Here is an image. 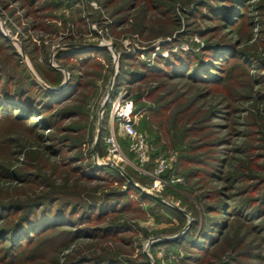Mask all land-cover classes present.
Instances as JSON below:
<instances>
[{
	"label": "rangeland",
	"instance_id": "obj_1",
	"mask_svg": "<svg viewBox=\"0 0 264 264\" xmlns=\"http://www.w3.org/2000/svg\"><path fill=\"white\" fill-rule=\"evenodd\" d=\"M130 1L39 0L35 7L45 5V8L39 12L30 13L27 11L28 6L22 7L21 0H0V34L5 38V40L0 38V68L4 67V70L0 71V79L4 81L1 87L8 88L10 86L12 89L17 82L23 79L21 78L23 75L18 73L21 70L20 65H23L41 87L55 92L60 91L68 86L71 78L68 66L76 65L77 69L79 67V60L71 58L69 62H66V59H63L64 56L70 51H87L98 48L107 50L106 54L94 53L92 56L94 60L78 70L83 84L78 95L69 102V107H75L77 114L74 118L63 121L59 126L57 124V127L45 130V133L52 139L39 141L37 138L39 130L31 128L37 118L21 122L7 115L3 117L0 123V164H10V167L14 169L24 172L31 170L35 174H40L49 171L45 167L47 164L60 165V163L69 161L71 156L80 153L86 159L83 163L91 162L95 168L100 169L103 166L116 168L125 181L141 189L145 194L160 199L166 206L176 208L184 214L185 220L182 221L169 213H166L165 216H155L149 209V206L154 207L153 204L142 201L141 204L136 203L137 206H140L134 209L135 211L128 210L119 215V218L128 220L132 225V232L123 234L125 238L123 240L110 241L111 239H109L108 244H113L116 249L121 247L128 253L133 248L134 251L129 258L134 260L139 259L138 255L142 252L147 256L149 264H158V262L160 264H179L174 259L190 253L185 248L186 243L175 246L162 244L154 251L151 250V246L186 235L192 222L201 218L200 205L198 206L200 208L199 215L195 216L193 210H190V204L186 203L185 199L192 200L196 204L197 200L194 197L198 194L196 190L198 188L202 190L205 183L201 182L203 177L191 178L186 175V171L192 167L190 166L192 164H182L181 167H178L182 150L179 148V144H176L178 140L173 137L172 132L165 135V139L160 142L159 146L155 144L153 147L155 136L146 126L142 125L143 119L147 115L149 116L148 111L155 108L154 99L156 98L154 95L161 96L166 91V89H161V92L157 94V89L150 98L152 88L165 80L158 77L155 78L156 80L150 78L143 82L128 83V81H123L120 83L118 77L122 72L123 63L120 62V59L122 54L133 53V59L127 60L130 66L126 67L134 71L141 68L139 63L142 61L152 67L156 65L155 60L158 56L167 57L171 51L177 52L179 49L197 51L207 42L218 41L223 37L231 39L237 49L243 53L253 54L255 61L248 62V66H245L244 62L242 63L243 59L235 58V62L231 64L232 81L213 91L211 95L199 96L201 92H197L195 89L197 86L193 85L195 87L191 89L190 86H186V81L183 80L172 82L169 84L171 86L167 88L172 92L171 97L174 100L183 95L179 106L190 102L193 108L190 106L189 111L200 109L201 113L207 112L216 102L223 101V91L227 92L232 109L235 107L237 110L232 115L227 112L226 116L228 117L218 118L216 122L219 124L218 129L222 134H227L231 130L235 137L234 141L240 142L243 139L240 133L244 134L245 129L244 94L246 92L244 81L250 79L248 77L244 80V67L250 71L251 75L258 77L259 85L264 88V63H262L264 60V0L247 2L244 18L232 32L228 30L230 28H224L221 24H217L218 19L211 20L205 16L209 14L210 5L215 7L221 3L218 0H158V2H164L165 5L157 11L151 10L150 6L153 5L149 0H134L135 2L133 1L131 5L135 4L137 7L133 9L127 6L132 2ZM57 2L60 3V6L54 7L53 5H56ZM193 6L199 7L198 10H194ZM118 20H120L119 24L116 22ZM134 24L139 26L134 29L131 27ZM215 26L216 30L215 28L211 30ZM203 31L205 32L203 33ZM165 43H169V45L163 46ZM50 70L63 73L62 82L57 87H52L46 82L47 77L52 78ZM11 73L15 75L14 82H6ZM23 83L25 84L26 81ZM122 91L133 99L136 107V128L144 133L148 140L149 159L143 166L138 163L135 153L131 150L130 139L120 132L117 121L111 117V100L115 99ZM202 92L207 93L203 90ZM197 96L199 98L196 99ZM137 97H141L140 102H136ZM45 113L48 116L52 112L45 111ZM182 122L177 126H180ZM64 127L74 129L75 134L68 135L72 137L74 144L80 143L79 149L77 147L72 150L70 149L71 144L68 146L65 144L66 148L57 142L58 138L62 141L63 137H67V134H62L65 131ZM155 127L158 128V126ZM112 132L120 144V152L116 155L110 152L106 140ZM80 137H82L81 140H79ZM25 138L28 143L24 145L29 147L19 145V142ZM209 139H213V137L210 136ZM5 140L9 143H4ZM162 144L166 147H163ZM48 145H53L57 154L54 152L49 154L45 150L46 154L42 155L40 147L46 148ZM33 146H36V153L35 150H32ZM38 150H40L39 156H41L39 159L37 158ZM154 150L160 152L156 155ZM58 151L61 154L58 155ZM239 157L240 152L230 156L231 162L226 168L227 171L234 170L238 163V160L234 159ZM160 158L166 160V165L162 172H157L158 159ZM34 166L35 168H33ZM59 170L64 171L65 168L62 167ZM106 175H110L112 178L111 174ZM210 182L212 183L210 186L224 185V182L220 181L212 180ZM107 184L109 183L102 180H86L83 183L88 191L93 192L100 191L99 188L95 189L93 186L105 187L104 185ZM112 184V187H118V181ZM238 185L237 187L240 188L244 186L240 183ZM2 187L5 190L0 193L1 202H25L28 197L38 191V189L35 190L36 183L24 184L18 179L3 180L0 182V188ZM194 188L195 190L191 192ZM98 194H101V191ZM132 199L138 200L139 197L132 194L129 200ZM154 209L157 208L154 207ZM7 219L9 220L6 215L5 219H0L1 230L2 227H5ZM243 223L241 220H234L227 231L228 236L224 247H222L227 251L216 255L212 254L205 264L216 263L219 261V256L230 254L228 249L237 245L244 237ZM55 233L50 230L41 237L51 236ZM250 233L248 240L255 237V234L251 236ZM192 235H188L186 241L191 240ZM80 242L81 247L75 242L68 248L48 254V259L39 262V264H55V261L62 263L64 258L68 259L80 254L91 255L103 251L99 247L89 245L88 239H82ZM102 244L107 245L105 242ZM6 245L4 243L0 245V258L4 255ZM111 247L113 248V246ZM240 259L238 261L245 263L246 260L242 257ZM0 263L2 262L0 261Z\"/></svg>",
	"mask_w": 264,
	"mask_h": 264
},
{
	"label": "trees",
	"instance_id": "obj_2",
	"mask_svg": "<svg viewBox=\"0 0 264 264\" xmlns=\"http://www.w3.org/2000/svg\"><path fill=\"white\" fill-rule=\"evenodd\" d=\"M21 1L23 8L29 7L27 11L30 13L39 12L45 8V5L35 7L39 0ZM131 1L127 4L128 8H136L137 5H131L134 0ZM249 1L218 0L221 3L215 7L209 4V14L205 16L211 20L218 19L217 24L230 28L228 30L232 32L242 22L244 9ZM149 2L153 5L150 6L151 10L156 11L165 5L164 2H158V0H149ZM53 6L58 7L60 3L57 2ZM197 6H193L194 10H198ZM167 7L170 8V6ZM138 26L134 24L131 27L135 29ZM214 28L216 30V26L211 30ZM178 37L181 38V36ZM0 38L5 40L1 34ZM168 45L169 43H165L163 46ZM106 52L107 50L102 48L70 51L63 59L69 62L71 58H76L79 60V67L77 69L76 65L68 66L67 69L71 73L69 84L66 88L56 92L41 87L23 65H20L21 70L18 73L23 75L21 78L24 80L17 82L12 89L10 86L1 87L4 81L0 79V123L5 115L21 122L37 118L31 128L39 130L37 135L39 141L52 139L45 133V130H51L63 121L74 118L77 114L75 107H69V102L78 95L83 84L78 70L94 60L92 57L94 53L106 54ZM235 58L243 59L242 63L244 62L245 66H248L247 63L251 60L255 61L253 54L243 53L237 49L231 39L223 37L218 41L207 42L197 51L179 49L177 52L171 51L167 57L158 56L155 60L156 65L152 67L142 61L139 63L141 68L134 71L126 67L129 65L127 60L133 59V53L122 54L120 59V62H123L122 67L120 66L123 74L121 72L118 77L120 83L123 81L143 82L150 78L156 80L155 78L158 77L165 80L152 88L150 98L157 89V94L161 92V89H166V91L161 96L154 95L155 108L148 111L149 116L143 119L142 125L146 126L155 136L153 147L155 144L159 146L160 142L165 139V135L172 132L173 137L178 140L176 144H179L182 150L178 167L182 164H192L190 165L192 167L186 171V175L191 178L203 177L201 182L205 183L202 190L199 188L196 190L198 192L194 196L197 200L196 204L192 200L185 199L195 216L199 215L198 206L200 205L201 218L192 222L186 235L151 246V250L154 251L162 244L175 246L186 243L185 248L190 253L175 258L174 261L179 264H205L212 254L227 251L222 247L228 236L227 231L234 220L244 222V237L237 245L228 249L230 254L219 256V261L211 264H264V88L259 85L258 77L251 75L250 71L244 67V80L248 77L250 79L244 81L245 129L244 134L240 133L243 138L240 142L234 141L235 137L231 130L227 134H222L216 122L218 118H224L227 112L232 115L237 110L235 107L232 109L227 92L223 91V101L216 102L207 112L201 113L200 109L190 112V106L193 108L190 102L179 106L183 95L174 100L171 97L172 92L167 89L171 86L170 83L183 80L191 89L195 87L193 85H196L197 92H201L199 96L211 95L213 91L232 81L231 64L235 62ZM262 61L264 63V60ZM1 70L3 71L4 67L0 68ZM49 73L52 78L47 77L46 82L52 87L59 86L63 73L57 70H50ZM9 75L6 82L10 83L15 75L12 73ZM23 81L26 83L24 84ZM202 90L207 93L204 94ZM140 101L141 97H137L136 102ZM45 111L52 113L47 116ZM180 122H182L180 126H177ZM64 129L62 134H67V137H63L62 141L57 137V142L64 147L71 144L70 149L72 150L77 147L79 149L80 143L74 144L72 137L68 135L75 134L74 129L71 127H64ZM210 136L213 139H209ZM6 142L5 140L4 143ZM20 142V146L29 147L24 145L28 143L26 138ZM162 146L166 147L164 144ZM35 147L33 146L32 150L36 153ZM42 148L40 147L42 155L46 154L45 150L49 154L57 152L53 145H48L46 148L42 146ZM154 152L157 155L160 151L154 150ZM236 152H240V157L234 159L238 160V163L234 170L227 171L226 168L231 162L230 156ZM59 154L61 153L58 151ZM79 154L71 156L69 161L60 163V165L47 164L45 167L49 171L40 174H35L31 170L27 172L17 170L10 167V164H0V182L18 179L24 184L34 182L37 184L35 190L38 189L37 193L28 197L25 202L0 201V219H5V215L9 218L5 227L0 229V245L7 244L4 255L0 258L2 262L0 264H39L48 259V254L68 248L75 242L81 247L80 240L82 239H88L89 245L99 247L103 251L91 255L71 256L68 259L64 258L62 263L55 261V264H149L147 256L142 252L138 255L139 259L134 260L129 258L132 256L133 248L128 253L121 247L116 249L113 244H108L110 241L123 240L125 239L123 234L132 232V225L128 220L119 218V215L136 209L140 206L136 203L141 204L143 201L152 203L157 208L149 206L151 213L155 216H165L169 213L182 221L185 220L184 214L176 208L166 206L160 199L145 194L141 189L125 181L116 168L107 166L101 169L95 168L91 162L83 163L86 159ZM37 155L38 159L41 158L40 150L37 151ZM62 167L65 168L64 171L59 170ZM106 174H111L112 178ZM205 179L208 181L205 182ZM86 180H102L109 184L104 185L105 187L93 186L95 189H100L101 194H98L100 191H88L86 185H83ZM212 180L224 182V185L210 186ZM115 181H118V187H112ZM239 183L244 186L237 187ZM4 190L3 187L0 188V193ZM194 190L195 188L191 192ZM132 194L138 196L139 199L129 200ZM50 230L56 233L41 237ZM249 233L251 236L255 234V237L248 240ZM190 234L195 237L192 235V239L186 241ZM109 239L111 240L108 242ZM103 242L107 245L104 246ZM241 257L246 260L245 263L238 261Z\"/></svg>",
	"mask_w": 264,
	"mask_h": 264
},
{
	"label": "built area",
	"instance_id": "obj_3",
	"mask_svg": "<svg viewBox=\"0 0 264 264\" xmlns=\"http://www.w3.org/2000/svg\"><path fill=\"white\" fill-rule=\"evenodd\" d=\"M135 109L133 99L126 92H120L115 99L111 100V117L117 121L120 132L130 139L131 150L135 153L138 163L143 166L149 159V147L146 135L136 128ZM106 140L112 154L116 155L120 152V144L113 132ZM165 165V159H158L157 172H162Z\"/></svg>",
	"mask_w": 264,
	"mask_h": 264
}]
</instances>
